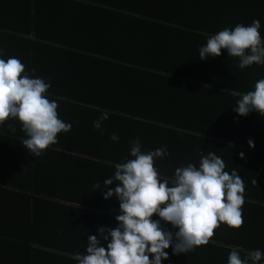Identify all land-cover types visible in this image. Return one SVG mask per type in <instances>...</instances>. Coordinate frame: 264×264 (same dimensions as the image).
<instances>
[{
    "label": "crops",
    "instance_id": "crops-1",
    "mask_svg": "<svg viewBox=\"0 0 264 264\" xmlns=\"http://www.w3.org/2000/svg\"><path fill=\"white\" fill-rule=\"evenodd\" d=\"M122 7L133 8L139 14H117ZM254 20H259L264 39V0H0V50H3L0 58H18L25 65V74L49 83L46 96L58 103L59 118L72 125L69 132L58 134V142L40 157L31 155L21 144L26 137L20 125L14 132L16 136L1 137V133L12 132L7 125L18 121L0 125V162L3 161L0 168H4L6 160L7 170L13 174L0 175V181L4 182H0V195H7L10 190L19 196L29 194L26 196L31 208L25 223L33 229L44 230L52 214L61 220L63 234L73 240L69 242L82 237L88 240L90 235L99 239L98 229L117 216L115 213L109 218L105 208L119 210L114 196L103 198L104 181L114 175L116 164L132 158L131 142L137 138L145 153L154 145L168 149L175 140V154L167 150L168 155L155 160L157 170L168 163L166 173L158 172L162 181L169 180V186L176 168L188 164L199 167L202 155L215 153L226 164L228 158L238 159L242 153L238 148L252 150L237 142L223 141L229 146L201 142L205 149L192 151V147L180 144L192 134L188 127L186 132L164 123L148 125V121L140 118L154 115L148 101L157 105L158 100H177L174 86L178 87L181 99L189 100L181 106L189 114L195 105L212 109L215 100L206 96L204 86L216 84L232 90L228 86L249 80L248 90L239 89L237 93L253 91L255 83L264 79V65L240 69L238 58L229 57L226 51L216 58L200 60L199 48L206 45L210 35L237 24L248 26ZM172 21L178 22V28H170ZM127 38H141L138 54H134L138 50ZM118 48H123L121 51L128 60L118 61ZM104 112L109 118L97 130L93 121ZM203 128L218 134L225 130L209 123ZM113 133L119 137L117 141L110 140ZM193 137L196 138L192 134V140ZM25 154L29 162L22 163ZM262 156L264 152L258 151L257 157ZM262 164H253V174L264 178ZM39 186L53 193L52 196L35 193ZM115 186L114 183L112 187ZM244 196L245 203L250 201ZM37 199L51 203L48 216L37 215ZM25 202L26 199L15 201L5 212L0 207V229L15 230L12 214H16L15 208L27 210ZM254 207L258 209L259 205L255 203ZM242 214L243 224L234 229L233 242L222 244L256 240L254 236L245 237L240 230L244 225L248 227L244 207ZM117 223L114 222L115 227ZM23 226L22 223L21 230H26ZM108 228L114 229L111 224ZM106 244L107 241L101 240L102 246ZM166 251L172 253V248ZM240 255L243 258L246 254ZM183 256L184 260L189 257L192 264H227L229 253L223 247L205 245ZM198 258L203 259L197 261ZM259 264H264V258Z\"/></svg>",
    "mask_w": 264,
    "mask_h": 264
},
{
    "label": "clouds",
    "instance_id": "clouds-1",
    "mask_svg": "<svg viewBox=\"0 0 264 264\" xmlns=\"http://www.w3.org/2000/svg\"><path fill=\"white\" fill-rule=\"evenodd\" d=\"M260 27L259 20H254L248 26L237 24L210 35L206 45L199 48L200 60L226 51L229 57L238 58L240 69L264 65ZM50 87L42 78L25 74V65L18 58H0V125L18 121L26 137L21 144L34 157L44 154L58 142V134L72 127L59 118L58 103L46 96ZM232 94L240 96L232 109L239 116L253 111L264 116V79L255 83L253 91ZM108 118L104 112L93 121V127L101 129ZM9 127L16 131L14 124ZM118 139L115 133L110 137L111 141ZM248 144L255 146L251 140ZM166 155V146L145 153L138 138L131 142L132 158L116 164L114 175L103 184V198L114 196L119 202L117 226L100 227L99 239L88 236L86 254L79 252L72 257L76 264H162L169 258L166 250L170 247L174 255L194 252L207 245L222 224L232 229L242 226L245 184L235 169L225 171L224 161L210 152L201 156L199 167L188 164L176 168L169 186V180L162 181L155 167V160ZM240 156L244 158V153ZM154 215L159 220H154ZM161 221L178 231L167 230ZM101 240L107 241L106 247ZM262 258L264 253L258 249L242 258L240 250L233 248L227 264H259Z\"/></svg>",
    "mask_w": 264,
    "mask_h": 264
},
{
    "label": "trees",
    "instance_id": "trees-1",
    "mask_svg": "<svg viewBox=\"0 0 264 264\" xmlns=\"http://www.w3.org/2000/svg\"><path fill=\"white\" fill-rule=\"evenodd\" d=\"M117 14H139V12H135L133 8L122 7V9H120ZM148 16H152V14H148ZM172 23L174 24H170V28H178V22L172 21ZM167 25L169 26V24ZM186 28L192 29L191 25H186ZM140 39L141 38H127L133 48L138 50L137 52H134V54H138L140 50ZM122 49L123 48H118V61L129 59L121 51ZM114 56H116L115 53ZM250 83L251 82L249 80H246L241 82V84L238 86L236 84L234 86H228L232 90L224 89L216 84L208 87L204 86V92L206 96H209V98L215 100L212 103V109L204 110L200 107V105H195L194 107L191 106L192 108L190 110V114L188 113L189 111L181 109V106L187 104L189 100L186 101L181 99L177 91L178 87L174 86L176 88L175 94H177L179 97L177 100L164 102H161L162 100H158L157 105L154 104L155 101H148L147 104L149 105L150 112L154 113V115L146 116V118L142 117L140 119L148 121V125H152V123H164L177 129L180 128V130L183 131H186L188 127L190 129V133L195 135L196 138L193 137L192 140V134H190L186 138L184 137L180 144L186 145L187 147H192V151L194 150L198 152L200 148L205 149L206 146H204L201 142L213 145L220 142L224 146H229L228 144L225 145V142L223 141H231L242 144L249 149L252 148V150L238 148L240 152L244 153V158H241V156L234 160H230V158H228V161L225 164V171L231 172L233 169H235L237 174L243 180H247L244 181V195L248 196L250 201L246 202L243 207L245 208L244 221L248 227L244 225L240 230L243 231L244 236H254L256 239V248L261 252H264V187H262L264 178L262 176H255L253 174V164L255 162H263L262 169L264 170V157L262 156L261 159L257 157L258 151L264 152V116H261L259 113L253 111L247 115L251 117L246 118L247 116H239L238 113L232 110L237 107V101L240 99L239 96H234L232 93L238 92L239 89H241L243 92L247 91L250 87ZM199 96H201V92H199ZM167 106L171 107V109H167ZM164 107L166 108V111ZM169 113H172V115H169ZM193 120L195 121L194 126H192L194 123ZM186 121H189V123L187 122L188 125L186 124ZM13 123L19 128L18 122ZM206 123L222 126L225 130L219 134L207 131L203 128V125ZM9 125H7V128H10ZM1 134L2 138L16 136V133L14 132ZM249 140L254 143V147H249ZM173 141V145L167 149L170 154H175L176 151L173 150V146L177 144L175 140ZM156 149L159 148L154 145L151 146L148 151H155ZM22 160V163L29 162L26 154ZM1 164L3 165V161L0 162V167ZM167 165L168 163H164V167L159 168L158 170L166 173L165 168ZM7 169L8 164L7 161L4 160V168H0V175L4 172L3 175L5 176H13V174ZM68 177L70 176H65V178ZM254 181H256V183H254ZM0 182L4 184V182ZM87 183L84 185L87 186ZM26 188H30V186ZM34 192H44L43 195H46L45 197H51L53 194H51L50 191L46 190L45 187L42 186L37 187L36 190L34 189ZM12 195L15 197L7 201ZM26 195L29 194L27 193ZM26 195L19 196L11 190L7 195H0V204L3 203V201H7V203L0 205V207L4 209L3 212L8 210L15 201L19 202L25 199L26 202L24 205L27 208V210H23L22 212L20 209L15 208L16 214H12V216L15 218V230L6 229L4 227L0 229V264H76L72 257L79 252L81 254H86L88 240H84L82 237L76 242H69L73 240L67 239L66 235L63 234V224L61 220H56L52 214V220L49 222L46 221L47 224L45 222L46 228L44 230H39L38 227L33 229L30 224L25 223L26 218L29 216L28 209L31 208V203L28 201ZM255 203L259 205L258 209L254 207ZM36 206L37 215L48 216V206H51V203H48L43 199H37ZM251 208H254L255 211L251 212ZM105 210L108 213L109 218L111 215H115V213H117L116 215L120 214V211L114 209V207L105 208ZM100 218V220H104L103 217ZM153 219L159 220V217L154 218L153 216ZM115 221L116 219L114 218L112 223L109 220L108 222H104V226L105 223H107L104 228L107 229L110 224L115 228ZM22 223L24 225V229L26 230H21ZM161 225L169 231H178V229H173L170 224H165L163 221H161ZM248 247L252 246L248 244ZM181 255H183V253ZM178 263L192 264L189 257H186L185 260L183 257V260H178ZM162 264L171 263L168 260H164Z\"/></svg>",
    "mask_w": 264,
    "mask_h": 264
},
{
    "label": "rangeland",
    "instance_id": "rangeland-1",
    "mask_svg": "<svg viewBox=\"0 0 264 264\" xmlns=\"http://www.w3.org/2000/svg\"><path fill=\"white\" fill-rule=\"evenodd\" d=\"M235 230L232 228L227 227L226 225H221L218 229L215 230V233L213 237L210 239L209 243L207 245L214 247V248H225V250L230 253V251L233 248H237L240 250V253L247 254L249 251L257 250L255 246L256 240H252L251 243H243L240 244H222L221 242H233V235ZM246 237V236H245ZM253 238V236H250ZM218 240V241H216ZM248 244H250L252 247H248ZM169 258L167 259L171 264H179L178 260H183V255H174L173 253H168ZM201 257V256H197ZM203 258H198L197 261L202 260ZM210 259V256H209Z\"/></svg>",
    "mask_w": 264,
    "mask_h": 264
}]
</instances>
